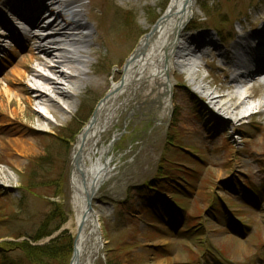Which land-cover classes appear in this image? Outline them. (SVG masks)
<instances>
[{
	"label": "rangeland",
	"instance_id": "374dc122",
	"mask_svg": "<svg viewBox=\"0 0 264 264\" xmlns=\"http://www.w3.org/2000/svg\"><path fill=\"white\" fill-rule=\"evenodd\" d=\"M169 1L98 0L111 13L112 27L104 34L107 46L94 45L93 51L99 52L88 55L89 80L106 70L110 87L127 55L167 12ZM191 4L193 16L183 33L208 32L216 38L220 53L231 50L235 41L231 31L241 32L239 24L246 15L256 26L264 19V0H191ZM10 19L20 23L19 18ZM30 34L45 33L38 26ZM6 36L0 38L1 93L6 89L2 77L14 63L10 55L15 50L23 53L19 41ZM25 47L34 49L35 43L27 42ZM197 57H188L186 63L192 60L209 75L199 85L212 80L218 81L219 88L222 59L216 54ZM29 66L53 79L36 62ZM59 70L65 69L60 66ZM187 70V64L175 70L170 106L163 105L160 83L147 80L134 94L129 91L124 96L128 102L118 108L113 125L103 133L102 146L115 140L108 157L114 176L93 202L100 238L88 264H264V117L238 123L207 102L208 108L203 109L200 86L192 87ZM34 75L27 73L22 81L26 92L40 85ZM83 87L68 99L51 97L55 105L48 110L38 103L29 110L19 98H11L7 107L10 98L0 95V107L4 106L0 112L6 115L5 121L0 115L1 264H27L18 258L19 252L5 248V243L42 247L60 237L74 240L70 205L73 149L108 91ZM60 88L73 92L66 86ZM249 92L261 96L259 89ZM223 132L225 137L218 136ZM199 135L200 143L193 144ZM20 144H28L27 155L15 154L13 148ZM240 156L244 162L237 164ZM41 158L47 165L38 168L36 162ZM30 183L37 187L32 190ZM44 233L50 235L42 237ZM163 240L168 244L160 245ZM50 255L49 264H70L72 251L70 256Z\"/></svg>",
	"mask_w": 264,
	"mask_h": 264
},
{
	"label": "bare ground",
	"instance_id": "6f19581e",
	"mask_svg": "<svg viewBox=\"0 0 264 264\" xmlns=\"http://www.w3.org/2000/svg\"><path fill=\"white\" fill-rule=\"evenodd\" d=\"M126 1L133 3L135 0ZM191 5V0H172L167 12L158 21L151 34L141 41L134 52L127 55L123 70L112 77V84L108 87L106 70L99 73L94 81L89 80L87 72L91 67L88 55L91 52H99L98 49L93 51L92 46H107L104 34L112 27L111 13H107L104 10L106 8H103L98 0H2L0 38L7 33L10 37H6L15 42L18 40V48L23 49L21 54L15 50L10 55L11 61H14L13 66L6 70V74L2 77L6 89L2 91L3 93L0 92V95L10 98L7 107L12 103L11 98H19L21 104L27 106L29 110L35 103L48 110L55 105L52 98L68 99L70 96H77L78 90L85 88L83 87L85 85L102 91L108 89L105 97L97 104L90 121L78 135L73 149L70 205L74 258L71 264H88L95 242L99 241L98 226L95 221L98 215L94 210L93 202L101 187L114 176V169L110 166L111 159L108 157L115 141L109 142L108 146H102V135L113 125L118 108L128 102L124 96L129 91L132 95L134 90L145 81H158L162 91L160 96L164 98L163 105L170 106L169 98L174 89L172 78L176 68L185 67L188 57L197 60L198 55L217 54V57L222 59L219 70L222 80L219 88L218 81L199 87L201 107L208 108L205 104L207 102L215 111L228 117L229 121L235 119L238 123L252 118L254 114L257 117H264V84L258 87L261 96L252 97L246 95L247 92H243L245 96L239 100L238 95L241 93L234 90L235 78L231 76L235 55L240 52L258 55L261 58L260 64L256 61L253 63L256 67H260L259 73H264V46L252 45L256 40L264 41V19L261 18V25L256 26L253 18L246 15L239 24L241 32L231 31L235 37L231 50L220 53L216 38L208 32L183 33L193 16ZM55 8H64L68 12L62 15ZM79 8L85 11L78 12ZM7 17L30 21L29 34L24 35L26 39H19V31L10 25ZM49 19H53L52 24L55 26L51 25V27L56 31L54 34L61 37L53 43L50 41L51 37L44 38L42 35L30 34ZM198 21L199 18H196V22ZM42 28L41 31L44 32ZM27 42H34L35 48L27 49L25 47ZM58 42H64L69 50L60 52L54 47ZM31 62H36L37 66L50 73L53 79L45 78L32 70L29 66ZM60 66L70 73L60 71ZM32 72L35 73V81L40 85L37 88L31 87L26 92L21 88L22 81L27 73ZM259 73L253 80L261 77L262 74ZM120 76H122L121 80L114 82L115 78ZM63 86L73 92L60 88ZM14 87L20 88L13 91ZM0 108L3 110L4 106ZM0 115L1 121H5V113L0 112ZM204 127L207 130V127ZM218 136L225 137V133H220ZM201 138L202 135L194 136L192 143H200ZM13 149L18 156L27 155L30 150L28 144L24 146L20 144ZM242 159V156L237 157L236 163H243ZM92 192L94 194L90 200L87 199V195ZM166 244H168L167 240L160 243V245Z\"/></svg>",
	"mask_w": 264,
	"mask_h": 264
},
{
	"label": "trees",
	"instance_id": "16d2710c",
	"mask_svg": "<svg viewBox=\"0 0 264 264\" xmlns=\"http://www.w3.org/2000/svg\"><path fill=\"white\" fill-rule=\"evenodd\" d=\"M44 159L45 158H41L37 160L36 165L40 166L38 168H43V165H47V163H44ZM30 184L27 186V188L30 186L29 188L34 190L37 187L33 183ZM151 185H153V183L149 184V186ZM49 235V233H44L42 234V237H47ZM72 242V238L70 236H67L66 239H61L60 237L59 239L52 241L50 245L42 247H32L28 243H23L20 246L14 243H5L3 244V246L8 249L11 248L12 251L19 252L21 254V257L18 258H22V263L24 261L27 264H49L52 260V258H50L51 253H54L53 257L60 256L64 253H66L67 255H71Z\"/></svg>",
	"mask_w": 264,
	"mask_h": 264
},
{
	"label": "water",
	"instance_id": "95a60500",
	"mask_svg": "<svg viewBox=\"0 0 264 264\" xmlns=\"http://www.w3.org/2000/svg\"><path fill=\"white\" fill-rule=\"evenodd\" d=\"M92 194H94V193L92 192L91 194L87 195V199H89V200H90V197L92 196ZM95 221H97L96 217H95ZM73 258H74V254H73V257H72V259H73Z\"/></svg>",
	"mask_w": 264,
	"mask_h": 264
}]
</instances>
